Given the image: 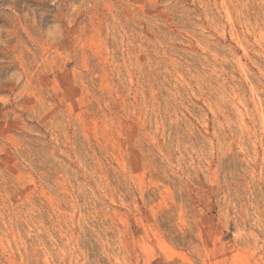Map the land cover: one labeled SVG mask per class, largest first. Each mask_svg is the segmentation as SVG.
Here are the masks:
<instances>
[{
    "label": "rangeland",
    "instance_id": "1",
    "mask_svg": "<svg viewBox=\"0 0 264 264\" xmlns=\"http://www.w3.org/2000/svg\"><path fill=\"white\" fill-rule=\"evenodd\" d=\"M0 264H264V0H0Z\"/></svg>",
    "mask_w": 264,
    "mask_h": 264
}]
</instances>
